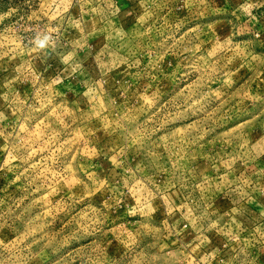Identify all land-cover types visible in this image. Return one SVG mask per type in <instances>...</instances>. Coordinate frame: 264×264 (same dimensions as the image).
Returning a JSON list of instances; mask_svg holds the SVG:
<instances>
[{
  "label": "rangeland",
  "instance_id": "374dc122",
  "mask_svg": "<svg viewBox=\"0 0 264 264\" xmlns=\"http://www.w3.org/2000/svg\"><path fill=\"white\" fill-rule=\"evenodd\" d=\"M0 264H264V0H0Z\"/></svg>",
  "mask_w": 264,
  "mask_h": 264
},
{
  "label": "clouds",
  "instance_id": "9594fccd",
  "mask_svg": "<svg viewBox=\"0 0 264 264\" xmlns=\"http://www.w3.org/2000/svg\"><path fill=\"white\" fill-rule=\"evenodd\" d=\"M42 43V42H41Z\"/></svg>",
  "mask_w": 264,
  "mask_h": 264
}]
</instances>
